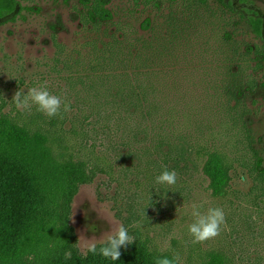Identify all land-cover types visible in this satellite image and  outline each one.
Returning a JSON list of instances; mask_svg holds the SVG:
<instances>
[{
  "label": "rangeland",
  "instance_id": "1",
  "mask_svg": "<svg viewBox=\"0 0 264 264\" xmlns=\"http://www.w3.org/2000/svg\"><path fill=\"white\" fill-rule=\"evenodd\" d=\"M16 1L21 13L0 19V112L47 134L66 160L88 164L92 180L80 187L71 214L80 253L89 252L90 242L106 244L111 220L131 236L140 233L154 251L178 253L182 264H200L212 251L224 252L232 264H264V177L253 172L254 153L264 158V32L256 36L249 22L253 16L264 21V0H226L231 9L224 14L216 0L206 6L195 0H105L113 21L99 28L85 20L82 0ZM170 14L187 22L183 46L174 60L162 55L138 78L158 115L147 119L129 110V116L122 101L135 85L136 65L109 66L103 44L114 35L130 41L165 35ZM147 18L154 32L142 30ZM254 47L258 55L246 57ZM233 55L256 81L245 95L243 119L221 108L216 87ZM103 57L106 65L98 66ZM235 62L231 71L241 73ZM45 82L50 93L70 102L63 118H49L35 106L31 112L16 108V91L26 95ZM162 120L158 134L154 124ZM137 122L145 126L141 132H133ZM206 151L223 153L230 166V185L217 195L203 173ZM165 168L177 173L175 185L156 182ZM193 203H202L203 212L223 209L226 224L216 238L192 243Z\"/></svg>",
  "mask_w": 264,
  "mask_h": 264
},
{
  "label": "trees",
  "instance_id": "2",
  "mask_svg": "<svg viewBox=\"0 0 264 264\" xmlns=\"http://www.w3.org/2000/svg\"><path fill=\"white\" fill-rule=\"evenodd\" d=\"M208 1L195 0L200 6H206ZM82 5L87 9L85 20L93 27L99 28L101 24L108 25L113 21V14L106 8L105 0H82ZM216 8L224 14V10L231 9V5L226 0H216ZM22 10L16 0H0V19L12 14L19 15ZM179 18L170 14L163 23L167 29L165 35L156 36L153 33L154 39L136 38L130 41L113 34L114 39L103 44V51L109 54V66L136 65L135 85H131L122 101L126 106L123 109L129 116L133 111H140L147 119L158 115L157 105L148 104V89H145L138 78L146 75L142 68L155 64L156 60L159 62L160 56L175 59L174 52L180 50V45L183 46L184 30L181 26L187 23ZM249 22L253 33L261 37L264 32L263 19L253 16L249 18ZM152 24V20L147 18L141 28L154 32ZM223 38L229 41L231 35L225 32ZM115 49L127 53L116 54ZM256 53L258 55L259 52L254 47L249 48L245 55L248 57ZM245 55L242 57L246 58ZM232 57L231 60L228 59L229 68L224 74H219L221 78L217 79L216 87L221 93V108H226V113L231 117L243 119L248 113L244 104L245 95L256 89V81L253 76L245 75L241 64L235 62L237 55ZM234 62L242 70L241 73L231 71ZM106 63V58L103 57L98 66ZM113 109L119 111V107L115 106ZM135 124L138 126L134 125L136 130L133 132H141L145 127L140 122ZM163 125V120L154 124L156 133L158 127L159 131L163 130ZM128 128L131 129L130 126ZM158 145L161 147L162 144L159 142ZM171 152H178V148H173ZM253 172L264 177V158L257 152L254 153ZM203 173L215 195L225 191L230 185V166L225 155L219 151L205 152ZM91 180L92 172L87 163L66 160L54 151L47 134L21 125L0 112V264H155L157 258L173 257L171 253L152 250L148 240L138 232L134 233L135 240L132 244L120 249L119 260L114 261L99 254V249L105 245L97 246L96 254L90 251L86 255L81 254L71 225L72 204L80 187L89 184ZM66 252L71 253V259L65 258ZM200 264L232 262L224 252L212 251L204 256Z\"/></svg>",
  "mask_w": 264,
  "mask_h": 264
},
{
  "label": "clouds",
  "instance_id": "3",
  "mask_svg": "<svg viewBox=\"0 0 264 264\" xmlns=\"http://www.w3.org/2000/svg\"><path fill=\"white\" fill-rule=\"evenodd\" d=\"M18 110L31 112L33 106L37 111L42 112L49 118H63V113L71 111L70 102L66 98L54 95L49 92L48 84L45 82L39 87L28 89L26 95H22L20 90L16 91L12 98ZM156 182L162 185L172 186L177 182V173L175 170L168 171L167 168L156 177ZM203 204L193 203L191 205V216L193 222L188 225L189 234L192 236V243H203L207 240L216 238L221 232V226L226 224L225 213L222 208L209 207L206 212L201 211ZM111 225V230L106 234V244L99 249V254L104 258L119 260L121 256L120 249L132 244L134 236L129 235L128 229L123 224H115L107 220ZM139 227V222L136 223ZM88 251L96 254L97 248L95 243L88 244ZM66 259H71V253H65ZM155 264H182L178 253L174 254L171 259L167 257L157 258Z\"/></svg>",
  "mask_w": 264,
  "mask_h": 264
}]
</instances>
